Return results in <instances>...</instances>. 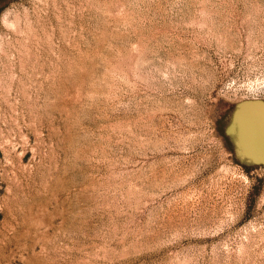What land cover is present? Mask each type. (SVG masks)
I'll return each mask as SVG.
<instances>
[{"label":"rangeland","instance_id":"1","mask_svg":"<svg viewBox=\"0 0 264 264\" xmlns=\"http://www.w3.org/2000/svg\"><path fill=\"white\" fill-rule=\"evenodd\" d=\"M0 264H264V0H0Z\"/></svg>","mask_w":264,"mask_h":264}]
</instances>
